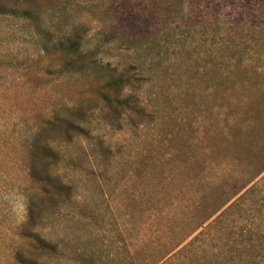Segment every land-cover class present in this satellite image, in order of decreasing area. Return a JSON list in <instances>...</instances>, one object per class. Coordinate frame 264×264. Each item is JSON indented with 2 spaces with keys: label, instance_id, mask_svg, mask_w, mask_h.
Segmentation results:
<instances>
[{
  "label": "rangeland",
  "instance_id": "rangeland-1",
  "mask_svg": "<svg viewBox=\"0 0 264 264\" xmlns=\"http://www.w3.org/2000/svg\"><path fill=\"white\" fill-rule=\"evenodd\" d=\"M39 19L40 29L0 21L6 83L37 68L43 44L75 40L97 63L137 72L135 95L148 115L110 117L85 75L57 87L18 81L17 94L0 97V264L13 262L16 249L38 264H195L191 253L221 248L229 238L216 228L176 257L264 174L195 229L217 205L212 192L228 184L225 199L264 166V0H61ZM64 103L76 104L86 136H44L58 156L49 174L70 194L35 209L29 228L52 250L30 253L19 239L32 192L20 185L19 146L36 111L66 114ZM262 205L241 206L224 232L245 244L240 233Z\"/></svg>",
  "mask_w": 264,
  "mask_h": 264
},
{
  "label": "trees",
  "instance_id": "trees-1",
  "mask_svg": "<svg viewBox=\"0 0 264 264\" xmlns=\"http://www.w3.org/2000/svg\"><path fill=\"white\" fill-rule=\"evenodd\" d=\"M60 1L61 0H0V21L12 19V22L17 24L29 22L35 26L34 28L40 29L39 17L42 11L46 8L55 6ZM34 61L35 67L37 68L24 69L19 74L17 73L18 75L12 73L8 83L6 82L7 77H9V73L7 72L9 70H0V97L4 99L6 96H9V94H11V96L17 94L18 91L22 89V86L18 88V81H22L23 84H26L33 79V81H36V83H34L35 85H38V83H42L43 85L45 83H54L55 85L57 83V87L65 78H76V75H85L87 78H91L93 81L92 83H94L92 92L95 96V101L101 104L102 108L105 109L110 117L119 119L123 116H127L142 120L147 118L148 114L145 109L139 105L138 98L135 95V88L141 77L138 76L137 72L132 71L133 68L130 67L117 72L114 68L99 64L93 58L83 55L79 51V43L75 40H68L64 44L59 42L52 46L43 44ZM35 91H37V87L31 89L29 93L33 94ZM63 108L66 114H62L56 110L50 114L43 110L36 111L35 114H33L35 126H30L25 131L26 135H29V137L25 135L19 146L24 157V161L19 169L23 180L20 182V185L24 187L25 191H32L26 197L28 198V218L23 223L22 232L20 233L21 238L19 239L23 243L25 249L30 253H45L52 250L51 244L38 234L32 232L34 227L32 229L29 228L36 221L34 215L35 209H41L44 202L47 201L56 204L58 200L67 199L70 194L69 186L61 184L49 174V167L57 161L58 156L45 142L44 136L47 134L54 136L60 135L66 138H70L71 136H86L85 130L76 122V115L78 114L76 104L64 103ZM263 171L264 166L255 172L249 181L242 184L241 187L237 188L225 199L224 197L228 190V184L222 188L221 192H212V195H216L218 198L217 205L209 209V213L207 212L201 224H198L195 229L202 227L206 221L217 214ZM260 195L261 200L259 201L264 203V174L251 186L246 188V190L229 205L223 208L214 219L181 248L176 254V257H180V254H182L186 248L193 246L195 241L202 240V237L204 238L207 235L209 238V236L216 231L215 229L218 228L222 229L221 238L219 239L223 240L222 235L229 239L218 249L212 246L209 250L203 248L197 252L199 254H192L191 250H188L189 253H191V256H187L190 258V262L195 264H229L231 258L234 264H243V255L249 253L251 255L247 258L246 264H257L256 257L261 256L264 258V214H261V211H263L262 208L257 212L256 210L253 212V214L256 212L255 215H258L253 218L250 230L240 233V236L245 238V244L237 241V239H232L235 237L232 231L227 234L224 230L229 227L228 222L231 221L230 219L235 213L240 211L241 206L250 203L252 204V208H255V203L259 202L255 198ZM31 198H35V200L33 201ZM194 209L198 211L201 208L196 207ZM195 229H193V231ZM184 238L178 241L166 255L178 247L184 241ZM230 240H232V242ZM235 242L243 246L242 250L241 248L236 250L230 246ZM158 263L159 262L156 261L152 264ZM9 264L38 263L35 260L24 257L20 250L16 249L15 259Z\"/></svg>",
  "mask_w": 264,
  "mask_h": 264
}]
</instances>
